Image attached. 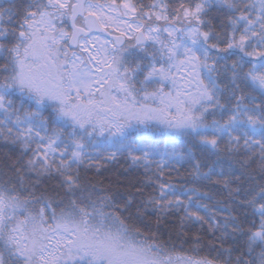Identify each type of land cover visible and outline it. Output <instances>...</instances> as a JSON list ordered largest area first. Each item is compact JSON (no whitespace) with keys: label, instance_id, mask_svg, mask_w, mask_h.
I'll return each instance as SVG.
<instances>
[{"label":"snow or ice","instance_id":"snow-or-ice-1","mask_svg":"<svg viewBox=\"0 0 264 264\" xmlns=\"http://www.w3.org/2000/svg\"><path fill=\"white\" fill-rule=\"evenodd\" d=\"M0 153V264H264V0H0Z\"/></svg>","mask_w":264,"mask_h":264},{"label":"trees","instance_id":"trees-1","mask_svg":"<svg viewBox=\"0 0 264 264\" xmlns=\"http://www.w3.org/2000/svg\"><path fill=\"white\" fill-rule=\"evenodd\" d=\"M145 2H147V0H145ZM0 156H2V153H0ZM124 164V161L123 159L121 158L120 162L118 164H114V165H111L110 168H109V171L108 172H105L104 173V176L107 177L109 175L115 177L116 174H118L119 172H122V169H121V165ZM179 171L181 173H184L185 172V168L184 167H181L179 169ZM138 173H133V177L132 178H135V176H137ZM170 177L171 181L173 183H181L182 180L179 176H177L176 172L175 171H172L171 173H166V178ZM103 178V177H102ZM123 178V177H121ZM190 186V185H188Z\"/></svg>","mask_w":264,"mask_h":264}]
</instances>
